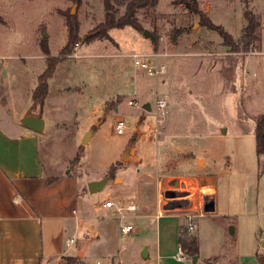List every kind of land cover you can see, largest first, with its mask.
Returning <instances> with one entry per match:
<instances>
[{"label": "rangeland", "instance_id": "1", "mask_svg": "<svg viewBox=\"0 0 264 264\" xmlns=\"http://www.w3.org/2000/svg\"><path fill=\"white\" fill-rule=\"evenodd\" d=\"M156 1V7L138 11L140 31L112 29L110 39L99 40L92 31L104 21V0H0V111L20 123L29 109L38 114L42 108L45 130L38 136L44 174L49 180L68 176L77 182L79 214H108L110 209L102 205L107 198L105 202L124 206L136 203L138 210L125 217L140 234L120 236V244L129 246L122 254L124 262L154 264L141 251L151 228L143 212L152 211L157 189H165L161 201H192L195 206L201 195L199 178L215 177L219 204L239 216L241 239L250 240L255 230L264 264V155L257 154L255 134L264 114V0H189L196 1L204 19L180 0ZM246 4L260 20L261 40L258 50L244 55L224 47L205 21L237 39ZM68 16L76 17L79 25L73 43ZM145 30L154 41L143 36ZM46 50L56 59L55 70L45 103H34L39 77L48 74ZM133 53L158 55L167 64V74L148 77L135 67ZM256 65L259 75L254 77ZM158 99L167 102L164 111L157 110ZM147 103L150 112L144 109ZM120 118L127 128L119 135L115 124ZM130 146L134 154L123 160ZM104 177H109L106 187L90 193L91 180ZM120 218L118 214L119 225ZM203 221L192 222L193 234L202 230ZM86 231L87 225L81 232ZM203 234L204 248L220 249V256L228 253L222 252L227 246L211 242L217 232L204 228ZM97 241L89 235L84 264H119V247L110 250L106 241ZM72 264L82 263L74 259Z\"/></svg>", "mask_w": 264, "mask_h": 264}, {"label": "crops", "instance_id": "2", "mask_svg": "<svg viewBox=\"0 0 264 264\" xmlns=\"http://www.w3.org/2000/svg\"><path fill=\"white\" fill-rule=\"evenodd\" d=\"M254 71V77L258 76V65ZM132 156L129 155L130 158ZM49 181L44 174L38 133L16 123L15 116L0 111V264H72L74 259L84 264L83 259L89 253V235L96 237L97 242L106 241L110 250L111 246L119 247V264H136L126 263L122 258L129 246L120 244V236L123 235L114 209L101 216L91 215L87 210L79 214L82 195L79 196L77 182L68 176H57L51 183ZM198 181L201 195L195 206L190 201L184 202L186 205L182 208L165 210L168 202L160 200L165 189H157L152 211L144 209L143 212L151 226L144 236L148 241L145 246L148 248V258L145 259L152 258L154 264H187L178 261L176 254L180 247L181 228L187 227L189 230L187 219L190 217L192 222L195 219L204 220L203 223L199 222L202 230L197 235L193 234L195 227L188 231L198 242V264H208L210 261L213 264H261L259 236L252 230L251 239L248 240L250 245H242V242L248 241L240 238L244 230L239 219H236L239 216L230 214L226 206L219 204L215 177H202ZM205 201L213 203V211H205ZM85 225L90 227V231L81 232ZM204 228L213 230L214 234L217 232V237L214 236L211 242L221 248L227 246L222 252L228 253L220 256V249L215 252L203 247ZM226 236L232 240L227 241ZM72 237L82 239L67 245ZM91 248L96 249V246L92 245ZM114 252L109 251L110 257H116Z\"/></svg>", "mask_w": 264, "mask_h": 264}, {"label": "trees", "instance_id": "3", "mask_svg": "<svg viewBox=\"0 0 264 264\" xmlns=\"http://www.w3.org/2000/svg\"><path fill=\"white\" fill-rule=\"evenodd\" d=\"M74 3H82V0H72ZM180 4H185V7L201 16L196 1L180 0ZM245 3L246 0H245ZM117 7H116V6ZM157 5L156 0H104V21L99 23L92 31L93 39L108 40L110 39L109 31L112 29H125L130 27L136 31L141 30L137 13L139 10L146 8H154ZM247 5V4H246ZM124 7V12L121 13L120 8ZM245 24L241 31L239 38H234L231 34L226 32L223 27L214 25L209 20H206L205 26L209 29L219 33L222 38V44L228 48L232 53L248 54L259 49L261 36L259 30L261 27L260 20L256 15L248 10V5L244 11ZM69 33V42L73 43L77 39L79 25L76 17L68 16L66 20ZM155 40V36H154ZM47 56V70L48 74H43L39 77L38 88L33 93V102L44 104L49 95L48 81L52 78L55 70L56 59L49 55L48 50L45 51ZM257 142L258 156L264 155V114L260 115L258 125L255 130ZM80 160V156L76 161ZM110 167V174L114 170ZM51 183V180L49 181ZM187 227H182L180 231L179 244L191 256L199 255L198 242L195 237L190 236Z\"/></svg>", "mask_w": 264, "mask_h": 264}, {"label": "built area", "instance_id": "4", "mask_svg": "<svg viewBox=\"0 0 264 264\" xmlns=\"http://www.w3.org/2000/svg\"><path fill=\"white\" fill-rule=\"evenodd\" d=\"M131 58L133 59V63L136 68H138L140 71L144 72L148 77L151 78H161L165 76L168 72V67L165 62H163L158 55L151 54H137L133 53L131 54ZM130 106H134L133 102L129 103ZM137 105V104H136ZM167 106V102L164 99H158L156 101V108L159 111H164ZM127 128L126 120L123 118H120L116 121L115 124V133L122 134L125 129ZM104 208L114 209L115 213L118 215H121L120 218V231L121 234L124 237H129L133 234H136L139 232L138 226L134 222H128L126 221L125 214L126 213H134L138 210V207L134 201H130L128 205H119L116 202L110 200L105 203H103ZM74 215H76V211L73 212ZM189 230H193V224L192 219L189 217L187 219ZM87 238V235L85 236ZM264 238V235H263ZM78 241L77 237H72L69 242H67V245H73ZM176 259L180 262H187L191 260V258L186 254V251L180 246L178 248ZM99 264V262H98Z\"/></svg>", "mask_w": 264, "mask_h": 264}, {"label": "water", "instance_id": "5", "mask_svg": "<svg viewBox=\"0 0 264 264\" xmlns=\"http://www.w3.org/2000/svg\"><path fill=\"white\" fill-rule=\"evenodd\" d=\"M74 12V11H73ZM143 36L145 38H149L150 40L154 41V35L152 33H150L149 31L145 30L143 32ZM45 37H48V34L45 35ZM84 41V39H83ZM144 109L147 111H151L152 107L150 105V103H147L144 105ZM21 125L30 130L33 131L35 133H42L45 130V121L42 117V108L40 109V112L38 114H35L32 111V108L29 109L23 116V118L20 120ZM139 129V128H138ZM223 133H225V130H223ZM92 134V131L88 132L83 140H82V145H86L89 141L90 135ZM134 154V152L131 150V146L127 149L126 153L123 156V160L127 159L129 157V154ZM109 181V177H104L101 180H97V181H91L88 184V189L90 191V193L94 194L97 193L99 191H102L107 183ZM166 195H168V197H175V196H171L172 193L171 192H167ZM186 204L180 200H175L173 202L168 203L167 205L164 206L165 210H171V209H175V208H182L184 207ZM205 211L209 212V211H213L214 210V205L211 202L210 204H208L205 201ZM264 246V244H263ZM187 255H189L188 252H186ZM142 256L144 258H148V248L145 247L143 252H142ZM192 261V264H198L199 261V256H191L189 255Z\"/></svg>", "mask_w": 264, "mask_h": 264}]
</instances>
